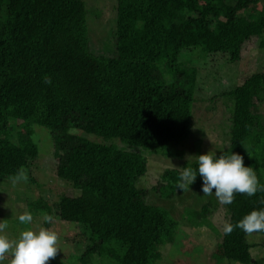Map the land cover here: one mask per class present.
Returning <instances> with one entry per match:
<instances>
[{
	"label": "trees",
	"instance_id": "obj_1",
	"mask_svg": "<svg viewBox=\"0 0 264 264\" xmlns=\"http://www.w3.org/2000/svg\"><path fill=\"white\" fill-rule=\"evenodd\" d=\"M262 1L117 0L116 53L103 57L89 49L84 0H0V180L21 178L38 158L33 127L46 129L55 174L77 192L62 195L54 211L82 230L81 260L154 264L178 223L136 187L145 158L73 131L154 153L179 145L191 131L196 91V69L180 55L220 54L235 63L250 39L264 49V5L252 8ZM256 72L225 94L233 106L228 147L180 171L166 169L151 188L169 199L186 177L212 194L228 216L213 257L238 264H251L247 237H264V118L254 112L264 73Z\"/></svg>",
	"mask_w": 264,
	"mask_h": 264
},
{
	"label": "rangeland",
	"instance_id": "obj_2",
	"mask_svg": "<svg viewBox=\"0 0 264 264\" xmlns=\"http://www.w3.org/2000/svg\"><path fill=\"white\" fill-rule=\"evenodd\" d=\"M116 1L84 0L88 45L97 56L111 57L116 53ZM263 5L262 1L252 8L260 10ZM259 46L258 38L250 39L242 47L240 60L235 63L228 62L226 56L220 54L202 57L193 51L180 55L179 61L196 69L191 131L185 140L169 147L165 153L73 131L90 142L114 145L125 151L138 152L145 158L147 170L136 187L147 190L146 204L166 209L178 223L173 241L158 248L160 259L154 264H238L213 257L227 227L228 216L212 194L196 191L186 177L184 190L176 191L169 199L162 198L159 189L153 192L151 188L160 184V176L166 169L180 171L184 163L216 156L228 147L233 106L225 94L256 71L264 73V49ZM161 71L165 80H170L169 74ZM262 98L263 101L256 102L254 112L264 118V96ZM31 137L38 148L37 160L20 179L0 180V264H116L96 255L81 260L86 249L82 230L72 223L60 221L54 211V204L62 195L77 192L55 174L50 133L34 126ZM37 203L46 205L49 211L36 210L32 204ZM203 206L208 210L204 220L201 217ZM247 241L254 244L250 250L251 264H264V237L250 234Z\"/></svg>",
	"mask_w": 264,
	"mask_h": 264
}]
</instances>
